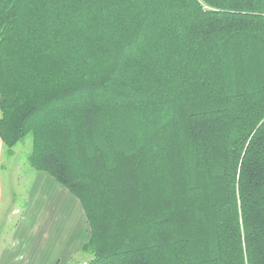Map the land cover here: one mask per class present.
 I'll return each instance as SVG.
<instances>
[{"label":"trees","instance_id":"1","mask_svg":"<svg viewBox=\"0 0 264 264\" xmlns=\"http://www.w3.org/2000/svg\"><path fill=\"white\" fill-rule=\"evenodd\" d=\"M81 204L93 264H264V0H0V140Z\"/></svg>","mask_w":264,"mask_h":264},{"label":"crops","instance_id":"2","mask_svg":"<svg viewBox=\"0 0 264 264\" xmlns=\"http://www.w3.org/2000/svg\"><path fill=\"white\" fill-rule=\"evenodd\" d=\"M5 157L0 140V264H70L90 236L79 202L50 176L33 170L25 192L19 190L25 193L22 205L4 200L2 171L11 167L4 166Z\"/></svg>","mask_w":264,"mask_h":264},{"label":"rangeland","instance_id":"3","mask_svg":"<svg viewBox=\"0 0 264 264\" xmlns=\"http://www.w3.org/2000/svg\"><path fill=\"white\" fill-rule=\"evenodd\" d=\"M30 151H31V138L26 137L25 139L18 142L14 146L9 156L6 154L7 157L4 158V162L7 160L4 163L5 164L4 166H11L9 168H4V170L2 171V178L4 176V181H5L4 200L5 198H8L9 200L13 201L15 205L19 207L23 203V197L25 194V193L23 194V192H25L27 185L29 183L28 182L29 178H31L30 172L32 171V169L29 167L27 163V155L30 153ZM10 157L11 159H8ZM20 189L23 192L22 191L19 192ZM12 191L13 193H11ZM10 196H12V199L10 198ZM80 207L82 208L81 204ZM20 211L21 209L18 211V213H20ZM17 216H19V214H17ZM93 260L94 259L92 254L88 252L82 253L80 250L78 254L72 257V259L70 260V264H93L92 263Z\"/></svg>","mask_w":264,"mask_h":264}]
</instances>
